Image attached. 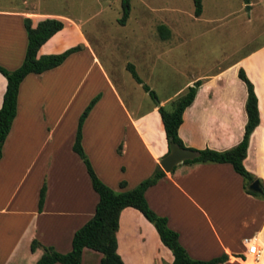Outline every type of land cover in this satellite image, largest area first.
Segmentation results:
<instances>
[{
	"label": "crops",
	"instance_id": "obj_1",
	"mask_svg": "<svg viewBox=\"0 0 264 264\" xmlns=\"http://www.w3.org/2000/svg\"><path fill=\"white\" fill-rule=\"evenodd\" d=\"M247 4L251 12L250 0ZM23 19H29L32 27L44 19L63 24L40 46L36 57L59 54L74 46L81 49L54 69L27 75L18 87L16 115L1 147L0 264H35L42 251L29 250L32 240L60 254L69 252L73 233L92 217L98 198L71 145L79 115L97 94L98 101L81 125L80 145L100 182L122 192L149 177L167 153L157 107L170 111L193 82L199 81L200 85L182 111L178 126L183 145L194 150L222 151L240 142L247 97L246 88L237 78L238 69H242L257 95L259 119L248 138L242 165L260 181L264 193V42L244 57L190 77L172 96L130 113L79 25L62 15L26 10L0 12V21L8 23V27H0L1 67L12 71L23 60ZM168 33L165 40L174 34ZM82 60L90 70L89 88L84 92L78 72ZM98 85L105 90L96 88ZM4 89L5 80L0 75V106ZM168 103L169 110L165 108ZM104 118L109 124H103ZM37 133L42 139L35 142ZM26 163L29 165L25 167ZM173 168L145 190L144 199L152 212L166 219L167 228L177 233L178 243L187 255L192 260L206 261L225 253L227 259L218 264H255L248 252V245L255 243L259 257L264 259V199L245 194L242 179L228 163L180 162ZM29 177L35 181L30 183ZM121 181L124 189L118 188ZM42 184L45 193L38 213ZM115 238L116 254L123 264L172 262L154 228L132 208L120 212ZM100 258L99 253L84 248L80 264H99Z\"/></svg>",
	"mask_w": 264,
	"mask_h": 264
},
{
	"label": "rangeland",
	"instance_id": "obj_2",
	"mask_svg": "<svg viewBox=\"0 0 264 264\" xmlns=\"http://www.w3.org/2000/svg\"><path fill=\"white\" fill-rule=\"evenodd\" d=\"M200 2L202 14L195 18L191 0H128L124 25L118 24L121 0H0V12L56 13L75 21L112 87L129 112L136 113L158 99L172 96L190 77L244 57L264 42V0H250L251 12L241 0ZM0 23V27H8V23ZM159 25L174 34L160 40L156 31ZM127 64L133 66L155 100L134 82ZM87 69L88 63L82 60L78 71L82 92L89 88ZM97 87L105 90L101 85ZM165 108L169 110L170 104ZM106 119L103 124L107 125ZM39 138L41 133L34 141ZM34 181L32 178L29 182Z\"/></svg>",
	"mask_w": 264,
	"mask_h": 264
},
{
	"label": "trees",
	"instance_id": "obj_3",
	"mask_svg": "<svg viewBox=\"0 0 264 264\" xmlns=\"http://www.w3.org/2000/svg\"><path fill=\"white\" fill-rule=\"evenodd\" d=\"M194 8L195 18L202 13L200 0H191ZM243 4H247L248 0H241ZM121 17L118 20L119 25H124L129 14L128 0H121L120 4ZM23 29L26 36V47L21 64L14 70L8 71L0 66V75L5 80V89L2 95L0 106V157L1 147L9 132L11 123L16 115V98L18 87L22 80L29 74L39 75L61 65L63 61L71 54L80 51V46H74L64 50L59 54L44 55L36 57V53L40 46L44 44L50 37L60 31L63 24L55 19H44L37 22L35 27L31 26L29 19H23ZM157 34L161 40L168 37V30L163 25H159L156 29ZM126 70L129 72L134 82L142 88V90L151 98L155 100L154 94L147 86L142 84L137 77L133 66L127 64ZM237 78L240 80L247 90V97L244 102V113L246 122L244 124V134L240 142L234 147L217 151L213 149L194 150L191 147L183 145L178 137V126L181 123V114L186 106L190 104L193 97L196 95L197 87L200 85L199 81L193 82L188 86L187 91L179 96L172 104L170 111L163 107H157L160 122L162 124L165 141L167 144L174 142L182 148L192 149L198 154L195 159L184 160V163L193 164H211V163H228L242 179L243 191L249 196H254L259 199H264L263 188L259 180H257L252 173H249L242 165V161L246 154L248 138L258 124V110H257V95L250 80L247 79L242 69H238ZM100 95L94 96L78 117L74 141L71 145V151L78 157L89 179L92 191L97 195V203L94 207L92 217L85 222L79 229H77L71 238L70 251L65 254H60L54 251L51 247L41 246L37 241L32 240L29 245V250L33 252L36 248H40L42 253L35 264H80V257L82 249L86 248L97 252L101 255L99 264H123L116 254V238L115 232L117 228V221L120 212L125 208H132L136 210L155 230L158 239L163 247H165L172 256L171 264H218L227 259V254L212 257L210 260L199 261L192 260L177 240V233L171 231L166 226V219L157 216L152 212L145 199L144 192L147 188L156 184L164 173L156 166L152 174L146 179L139 182L130 190L115 192L102 184L94 174L92 167L84 154L81 145V125L88 115L93 105L98 101ZM257 180L262 192L256 193L248 190L249 184ZM119 189L125 188L124 182L118 183ZM45 193L44 184L41 185L38 191V199L36 209L39 213L43 204Z\"/></svg>",
	"mask_w": 264,
	"mask_h": 264
},
{
	"label": "water",
	"instance_id": "obj_4",
	"mask_svg": "<svg viewBox=\"0 0 264 264\" xmlns=\"http://www.w3.org/2000/svg\"><path fill=\"white\" fill-rule=\"evenodd\" d=\"M197 157L198 154L192 149L182 148L174 142H170L168 144V152L159 160L158 166L162 172L170 173L176 164L183 162L184 160L195 159ZM248 190L256 193L262 192L257 180H253L249 184Z\"/></svg>",
	"mask_w": 264,
	"mask_h": 264
},
{
	"label": "built area",
	"instance_id": "obj_5",
	"mask_svg": "<svg viewBox=\"0 0 264 264\" xmlns=\"http://www.w3.org/2000/svg\"><path fill=\"white\" fill-rule=\"evenodd\" d=\"M248 247V252L251 256L252 262L255 264H264V259L259 257L260 250L258 246H256L255 243H251V245H248Z\"/></svg>",
	"mask_w": 264,
	"mask_h": 264
}]
</instances>
